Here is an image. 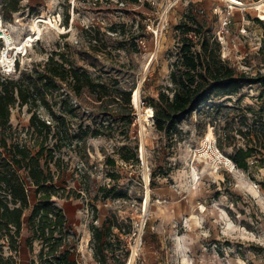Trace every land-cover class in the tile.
<instances>
[{
	"label": "rangeland",
	"instance_id": "obj_1",
	"mask_svg": "<svg viewBox=\"0 0 264 264\" xmlns=\"http://www.w3.org/2000/svg\"><path fill=\"white\" fill-rule=\"evenodd\" d=\"M238 1L250 6L224 0H22L21 10L5 19L0 0V19L16 43L12 46L29 34L39 36L19 54L15 74L42 70L52 53H62L66 65L110 86L111 96L100 102L87 89L76 96L58 81V89L48 92L50 108L37 109L47 123L59 122L72 135L71 146L56 152L59 167L52 168L56 184L70 195L54 200L68 217L65 249L78 264H99L90 226H103L107 217L134 224L128 257L119 248V260L112 264H264V127L253 121L264 109V83L245 85L231 100L210 101L168 133L155 128L153 109L147 113V99L172 86L182 38L176 26L191 7L212 28L223 59L251 75L264 74V15L251 6L260 0ZM34 22L41 32L33 30ZM155 28L162 33L159 39ZM3 47L0 37V57ZM136 89L139 108L125 105V96L115 100ZM31 115L29 106L17 105L11 124L35 150L40 139L29 129ZM86 127L101 128L102 134L85 136ZM249 128L250 133L240 132ZM207 138L234 164L239 148H253L248 168H231L213 154L204 157ZM55 143L50 138L47 144ZM123 155L133 158L125 161ZM28 188L34 204L35 189ZM102 188L127 196L106 198ZM28 235L25 225L18 264H30L40 249L36 242L30 251Z\"/></svg>",
	"mask_w": 264,
	"mask_h": 264
},
{
	"label": "trees",
	"instance_id": "obj_2",
	"mask_svg": "<svg viewBox=\"0 0 264 264\" xmlns=\"http://www.w3.org/2000/svg\"><path fill=\"white\" fill-rule=\"evenodd\" d=\"M21 1L1 0L5 19H12L13 14L21 10ZM176 29L182 38L180 57L173 64L170 74L172 86L168 90H161L158 97L147 99V104L154 111L155 128L165 133L173 131L180 121L210 101L216 98L231 100L245 85L264 83L263 73L251 75L223 59L220 42L198 9H188ZM58 54L52 53L42 70H25L13 76L0 73V264H18L16 257L25 225L29 232L26 244L30 251L34 252L36 242L40 245L30 264H78L72 258L71 250L65 249L71 235L68 217L54 200L55 197L70 198V195H66L65 189L56 184L52 168V164L59 167L60 159L56 152L64 146H71L72 135L66 127L62 129L59 122L57 125L47 123L39 116L37 109L50 108L48 92L58 89V81L65 83L76 96L87 89L100 102L111 93L106 82L95 81L87 70L66 65L67 59L62 53L59 54L62 60H57ZM132 94V90L120 92L115 100L119 101L125 96V105L133 110ZM17 105H27L32 112L29 129L40 139L35 150L20 138L21 134L11 124L12 108ZM50 113L58 119L53 111ZM62 121L64 123L63 118ZM253 121L255 126L263 129L264 109ZM240 132L245 134L251 131L249 128L246 132ZM101 134V128L86 127L84 131L85 136L97 137ZM261 135L264 139V133ZM50 138L56 139L53 147L47 144ZM254 152L251 147L239 148L234 159L236 166L247 169L248 159ZM122 158L130 161L133 156L123 155ZM110 162L114 164L115 160ZM28 185L35 189L34 204L30 200ZM101 190L106 198L127 196L121 191L112 195V189ZM73 196L78 198L81 195L73 193ZM93 211L95 219H98L96 206ZM133 227L130 219L118 222L113 217H107L101 227L92 224L91 245L96 262L112 264L111 261L119 260L120 254L116 253L119 248L124 257H128L127 240Z\"/></svg>",
	"mask_w": 264,
	"mask_h": 264
},
{
	"label": "bare ground",
	"instance_id": "obj_3",
	"mask_svg": "<svg viewBox=\"0 0 264 264\" xmlns=\"http://www.w3.org/2000/svg\"><path fill=\"white\" fill-rule=\"evenodd\" d=\"M221 1H223V0H221ZM224 1H228V2H230V3H232V5L233 6H235V5H238V6H240V5H242L241 4V2H239L238 0H224ZM243 7H248V6H250V5H247V4H244V5H242ZM251 6H253L255 9H258V10H260V12H261V14L262 15H264L263 13H264V0H260V1H258V2H254V3H252V5ZM42 19V18H41ZM40 21V20H39ZM43 22H49V21H47V20H42ZM40 25H38L36 22H34V24H33V26H32V28H33V30L35 31V30H37V32H41V29H40V27H39ZM163 28V27H162ZM154 31L156 32V34H157V36H158V39H159V35H160V29H154ZM161 35H162V33H161ZM156 36V37H157ZM7 38H8V41H9V43L10 44H12V40L11 39H13V38H10L8 35H7ZM37 38H39V36L38 37H34V34H29V35H27V36H25L23 39H22V41L20 42V43H18V47L23 43V47H21V48H25L26 46L28 47V46H30V45H32L33 44V42L37 39ZM16 44V43H15ZM159 46V45H158ZM11 47V46H10ZM13 47V46H12ZM157 47V46H156ZM158 50V49H157ZM156 57V54H155V56H154V58ZM152 62H153V60L149 63V65H148V67L147 68H149L150 66H151V64H152ZM140 101H141V99H140V91H139V89H136L135 91H134V93L132 94V103H133V105H135L136 107H140ZM148 108V111H147V113H149L150 112V110H152V108L150 107V106H148L147 107ZM145 127V126H144ZM208 139H210V140H213V139H211V138H208ZM208 145H207V142H204V147L206 148ZM143 152H144V150H142ZM205 155L208 157V158H212V156H213V158H215V160L216 161H221V162H223L224 164L226 163V165H228L229 167H233L234 168V166H235V164H234V162L232 161V160H230L228 157H226V156H224L223 154H222V152L216 147V149L214 150V153H213V155H212V153L210 152V151H207L206 153H205ZM148 203H149V197L147 198V201H146V207L148 206ZM131 264H132V260H131Z\"/></svg>",
	"mask_w": 264,
	"mask_h": 264
},
{
	"label": "built area",
	"instance_id": "obj_4",
	"mask_svg": "<svg viewBox=\"0 0 264 264\" xmlns=\"http://www.w3.org/2000/svg\"><path fill=\"white\" fill-rule=\"evenodd\" d=\"M224 24L225 25L229 24L228 17H226V20H225ZM0 32L3 34L0 37L4 40V47L2 49V53H1V57H0V67H1L0 73L3 76L17 75L15 73L17 71L16 67H17L18 60H19L18 56H19V54L26 53V49H25L26 47L24 48V50H23V48H21V47H23V44H21L20 47H15V46L12 47V45H14L15 42L13 41V39H11L12 40V44L9 43L7 35L10 38H12V36L9 33H5L6 29L3 28L1 19H0ZM30 46H32V45H30ZM206 142H207L208 146L206 148L203 147L204 148L203 151L205 153L207 151H210L213 154L214 153L213 149H216V141H213V140H210V139L207 138ZM205 153L203 154V156L207 157L205 155Z\"/></svg>",
	"mask_w": 264,
	"mask_h": 264
}]
</instances>
